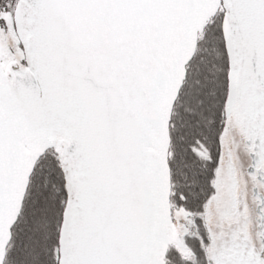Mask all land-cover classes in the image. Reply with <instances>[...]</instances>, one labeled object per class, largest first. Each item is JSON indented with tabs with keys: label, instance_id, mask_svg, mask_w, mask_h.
<instances>
[{
	"label": "snow or ice",
	"instance_id": "6c2138e0",
	"mask_svg": "<svg viewBox=\"0 0 264 264\" xmlns=\"http://www.w3.org/2000/svg\"><path fill=\"white\" fill-rule=\"evenodd\" d=\"M0 264H264V0H0Z\"/></svg>",
	"mask_w": 264,
	"mask_h": 264
}]
</instances>
